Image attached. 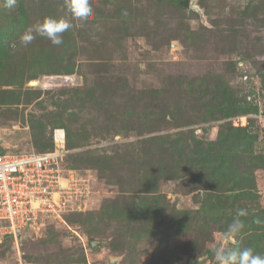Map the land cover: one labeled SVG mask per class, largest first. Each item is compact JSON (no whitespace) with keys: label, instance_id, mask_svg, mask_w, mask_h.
<instances>
[{"label":"rangeland","instance_id":"1","mask_svg":"<svg viewBox=\"0 0 264 264\" xmlns=\"http://www.w3.org/2000/svg\"><path fill=\"white\" fill-rule=\"evenodd\" d=\"M90 2L87 22L65 0L0 7V145L53 138L92 189L31 240H0V264H216L222 243L264 255V0ZM50 15L74 25L61 45H19ZM238 209L246 226L224 241Z\"/></svg>","mask_w":264,"mask_h":264},{"label":"built area","instance_id":"2","mask_svg":"<svg viewBox=\"0 0 264 264\" xmlns=\"http://www.w3.org/2000/svg\"><path fill=\"white\" fill-rule=\"evenodd\" d=\"M64 138L57 139V143ZM62 146L43 152H0V238L37 225L34 236L44 226L43 216L62 219L76 210V203L92 193L87 177L62 165ZM33 236L32 234H30ZM16 264H26L20 251Z\"/></svg>","mask_w":264,"mask_h":264},{"label":"clouds","instance_id":"3","mask_svg":"<svg viewBox=\"0 0 264 264\" xmlns=\"http://www.w3.org/2000/svg\"><path fill=\"white\" fill-rule=\"evenodd\" d=\"M18 0H0V7L12 10L16 7ZM67 9L75 20L89 21L94 16V9L90 0H65ZM74 25L60 16H45L30 25L19 38L18 43L23 47L29 46L37 36L44 37L53 45L63 43L62 34L70 30ZM17 45L13 43L15 51ZM56 140V132H55ZM57 142V141H56ZM248 215L244 209H238L231 223L224 232V241L232 242L233 238L239 236L245 228V221L241 219ZM256 224H264L260 218L255 219ZM22 240V239H21ZM216 264H264V255L256 252L252 247L226 246L220 244L212 249ZM198 260L199 257H198Z\"/></svg>","mask_w":264,"mask_h":264},{"label":"trees","instance_id":"4","mask_svg":"<svg viewBox=\"0 0 264 264\" xmlns=\"http://www.w3.org/2000/svg\"><path fill=\"white\" fill-rule=\"evenodd\" d=\"M155 2H158L160 4H166V5H176V6H185V7H188V8H191L190 6V0H154ZM11 57H13L11 54H10ZM192 89L194 91V89H197V88H194L192 86ZM254 104V103H253ZM253 104L249 103V105H251V107L248 109L249 112H257V106L255 104V106H253ZM45 149L44 151H47V150H52L54 148H56V145H55V141L53 138H51L50 140L48 141H45ZM7 148L5 147H2L0 145V152L2 151H6ZM40 152H43V151H40ZM69 168H72V167H69ZM221 170H219V173H220ZM66 213L68 212H65L64 215H66ZM32 238H34V236H31L30 234L29 235H25V237L22 238L20 244H23L25 243L26 241H29L31 240ZM29 239V240H28ZM0 240H7L9 242L14 243L16 241L15 239V236L13 233H9V234H6L4 237H1ZM14 246V245H13Z\"/></svg>","mask_w":264,"mask_h":264},{"label":"water","instance_id":"5","mask_svg":"<svg viewBox=\"0 0 264 264\" xmlns=\"http://www.w3.org/2000/svg\"><path fill=\"white\" fill-rule=\"evenodd\" d=\"M190 6L192 8H194L195 10H197L199 13H201L200 8L194 3V0L191 1ZM18 239L21 242V239H22V233H21V231H18Z\"/></svg>","mask_w":264,"mask_h":264},{"label":"bare ground","instance_id":"6","mask_svg":"<svg viewBox=\"0 0 264 264\" xmlns=\"http://www.w3.org/2000/svg\"><path fill=\"white\" fill-rule=\"evenodd\" d=\"M58 131H59V129H58ZM63 138L65 139V132H64L63 130H60L58 140H59V139L62 140Z\"/></svg>","mask_w":264,"mask_h":264}]
</instances>
